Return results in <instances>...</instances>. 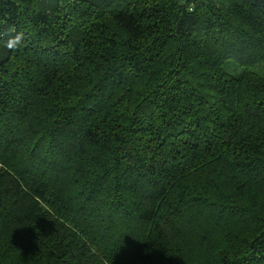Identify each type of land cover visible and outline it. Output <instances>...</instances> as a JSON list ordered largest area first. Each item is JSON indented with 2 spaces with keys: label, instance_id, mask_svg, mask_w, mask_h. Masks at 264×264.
Returning a JSON list of instances; mask_svg holds the SVG:
<instances>
[{
  "label": "trees",
  "instance_id": "trees-1",
  "mask_svg": "<svg viewBox=\"0 0 264 264\" xmlns=\"http://www.w3.org/2000/svg\"><path fill=\"white\" fill-rule=\"evenodd\" d=\"M261 64L264 0H0V264H264Z\"/></svg>",
  "mask_w": 264,
  "mask_h": 264
},
{
  "label": "rangeland",
  "instance_id": "rangeland-1",
  "mask_svg": "<svg viewBox=\"0 0 264 264\" xmlns=\"http://www.w3.org/2000/svg\"><path fill=\"white\" fill-rule=\"evenodd\" d=\"M252 71H255V72L259 73L260 75L264 76V64H261L259 66H255L254 68H252ZM229 72L232 73V74L238 73L239 69L235 70L233 68H230Z\"/></svg>",
  "mask_w": 264,
  "mask_h": 264
},
{
  "label": "clouds",
  "instance_id": "clouds-1",
  "mask_svg": "<svg viewBox=\"0 0 264 264\" xmlns=\"http://www.w3.org/2000/svg\"><path fill=\"white\" fill-rule=\"evenodd\" d=\"M9 46H11V44Z\"/></svg>",
  "mask_w": 264,
  "mask_h": 264
}]
</instances>
